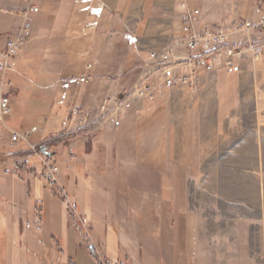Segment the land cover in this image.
I'll list each match as a JSON object with an SVG mask.
<instances>
[{
	"label": "rangeland",
	"instance_id": "1",
	"mask_svg": "<svg viewBox=\"0 0 264 264\" xmlns=\"http://www.w3.org/2000/svg\"><path fill=\"white\" fill-rule=\"evenodd\" d=\"M178 1L164 0L161 4L167 10L166 19L163 21V31L166 33L141 36L136 30V33L134 31L131 33L132 40L141 37L168 42V37L174 32L177 33L179 17L175 7L181 3ZM187 2L199 7L203 14L201 4ZM256 2L259 6L256 15L238 17L211 27L257 18L264 13V0H253L254 4ZM212 4L215 6L217 3L212 0ZM20 5L21 0H0V49L6 38L19 25L18 23L14 26L10 19L16 17L14 13ZM158 5L154 0H148L147 8L151 10ZM135 19L137 17L133 20ZM174 40L163 45L160 53ZM152 44L155 46L156 42ZM250 44H264V33L251 32L230 43ZM33 66L37 67L38 63L34 62ZM28 68L26 66L20 70L17 60L15 67L10 71L9 79L12 81L6 90L13 106L7 122L14 130L21 132L32 127L37 128L38 132L33 135L32 140L39 141L40 148L45 147L50 153L47 154L48 159L59 166L61 183L65 185V191L60 194L56 187L48 184V188L42 189L39 183L41 181L34 178L31 183L33 194L28 195L29 178L20 171L26 166L35 176H41L40 157L21 143L12 145L11 133H4L0 139V264H97L85 247L83 234L79 231L86 226L80 218L77 221L71 219L66 205L68 198L75 200L77 177L81 180L80 184L84 182L81 185H87L88 173L84 171L87 163L85 161L78 166L75 161L67 164L62 160L66 156L71 158L74 156L75 149L70 148L69 140L77 134L83 135L88 128L94 127L93 125L78 127L75 123L70 125V121L60 126H52L50 117L54 109L41 105L40 100L44 95L40 88H34L30 94H24V99L19 100L18 93L21 88L28 90L30 85L34 87L33 76L26 74ZM241 69L252 74L248 84L245 86L244 80L243 82L238 79L227 80L228 98L233 97V103L235 101L238 105L242 96L243 106L247 107L240 111L238 108L230 109L232 113L226 120L231 123L228 134H232L233 139L226 148L220 149L217 139L204 140L203 144L202 141L196 140L194 145L192 142L190 144L188 114L192 106L190 99L193 100L190 94L182 91L181 95L175 97L174 105L169 102L171 97L167 104L168 111L171 109L174 115H178V123L175 125L180 128L179 139L175 141L176 154L173 157L168 156L167 161L170 168L172 165L175 167L173 198L170 201L162 199L160 202V187L148 186L147 207L149 211H157L158 224L162 222L164 226L168 224L173 228L174 243L188 249L189 264H264V52L257 60L245 56L241 60ZM207 70L227 73L220 68ZM18 79H21L25 86L21 85ZM79 79L83 84L84 78ZM241 82L243 92L236 96L234 86ZM39 84L45 85L40 80L37 85ZM208 85V96L211 100L209 135L213 139L218 137L221 125L218 101L221 95L224 96L222 92L224 83L212 76ZM187 89L189 90V87L182 88ZM17 101L19 102L16 105ZM72 103L67 97L65 110L69 115ZM146 107L143 111L150 114L153 111L152 107L148 104ZM61 135L64 139L55 144V139L62 137ZM120 142L116 139L104 144L94 160L95 163L111 164L114 170L109 173L108 200L110 207L113 205L115 216L122 219L109 220L107 223L122 241H127L126 245L120 242L122 254L117 260L122 264H134L139 260L138 256L141 253L146 256V251L155 246V238L145 235L146 232L151 233L150 230L155 223L154 220L143 219L139 213L138 187L134 177L136 173L118 170L123 165L132 163L130 155L120 156ZM205 142L209 145L204 144ZM170 143L169 138V152ZM190 148L194 150V156H190ZM159 175L156 174L157 177ZM93 181L96 182L98 193L99 182L95 179ZM99 196L101 197V193ZM100 223L103 224V221ZM74 229L78 231L75 232ZM177 234L181 236L178 237ZM58 245L61 246L60 250ZM100 256L106 257L98 254L96 258Z\"/></svg>",
	"mask_w": 264,
	"mask_h": 264
},
{
	"label": "crops",
	"instance_id": "2",
	"mask_svg": "<svg viewBox=\"0 0 264 264\" xmlns=\"http://www.w3.org/2000/svg\"><path fill=\"white\" fill-rule=\"evenodd\" d=\"M187 1L201 4L203 24L209 26L238 17L256 15L259 8L258 2L254 4L253 0H222V3L221 0H215L217 3L215 6L212 0ZM154 2L156 5L159 4L158 7L148 10V0H41V12L34 24L33 37L16 58V61L19 60L20 70L26 66L30 68L27 69L26 74L33 76L34 84V87L30 85L28 90L20 89L19 100L24 99V94H30L34 88H40L44 95L40 100L41 105L54 109L51 117L49 115L52 126H60L70 120V115L65 110L67 97L73 102L72 107L75 103H80L93 117H98L103 98L118 95L130 89L153 72L160 59L162 46L170 44L179 35L180 3L175 7L179 17L177 33L174 32L171 37H168V42L141 37L132 40L131 33L132 31L136 33V30L141 36L166 33L163 31V21L166 19L167 10L161 6L164 0H154ZM135 17L137 19L133 20ZM10 23L17 26L19 19L13 16ZM153 42H156L155 46ZM176 54L184 56L185 51L178 49ZM34 62L38 63L37 67L33 66ZM88 64H92L90 69L87 68ZM10 74L11 72L8 74V79ZM84 74L87 78L83 79L84 83L81 84L79 78H82ZM250 75H252L250 71L244 69L233 74L201 70L189 90L176 87L164 93V96L156 103L148 104L153 109L150 114L143 111L144 107L147 108V104L138 102L123 118L120 127L116 128L109 122L99 121L93 126L94 128H88L83 135L77 134L69 140L70 148L75 149L74 156L73 158L66 156L62 160H65L67 164L75 161L78 166L86 161L84 171L88 173L86 177L89 180L87 185L83 186L81 184L84 182L80 184L81 180L79 177L76 178L75 200L68 198L67 212L74 221L78 218H86L89 221L86 227L79 231L83 234L85 247L95 261L98 254L120 259L122 254L120 246L127 244V241H122L107 223L109 220L122 219L115 216L113 205L110 207L108 200L109 173L114 170L111 164L95 163L94 160L101 147L105 146L104 144L117 139L121 141L120 156L132 157L131 164L123 165L118 170L136 173L134 177L138 187L139 213L142 214L143 219L154 220L155 223L150 230L151 233L145 234L155 238V246L146 251V256L141 253L138 256L139 260L134 264H189L188 249L175 245L173 228H170L168 224L164 226L162 222L158 224L157 211H149L147 207L148 186L160 187V202L162 199L170 201L173 198L175 167L172 165L170 168L167 161L168 156L173 157L176 154L175 141L179 139L180 128L175 125L178 123V115H174L171 109L168 111L169 97H171L169 101L171 105L175 104V97L181 95L182 91L193 97V100L190 99L192 106L188 114L190 144L192 142L194 145L196 140L202 141L201 144H203L204 140L217 139L218 147L223 149L233 139V135L228 134L231 123L226 120L232 113L230 109L238 108L240 111L247 107L243 106L242 96L238 105L235 101L233 103L232 96L228 98L229 88L226 81L238 79L243 82L244 80L247 86ZM212 76L224 83L222 87L224 96L221 95L218 101L221 125L218 129V137L213 139L209 135L211 100L208 96V82ZM18 80L21 85H24L21 79ZM39 80L45 85H37ZM11 81L9 79L10 84ZM242 82L234 86L233 91L236 96L243 92ZM11 104L13 106L12 100ZM204 144L209 145L206 142ZM191 148L190 156H194L195 152ZM20 172L28 175V195L33 194L31 183L34 178L41 181L39 183L42 189L48 188L42 176H35L28 167L24 166ZM156 174H160L159 177ZM93 179L99 182L98 193ZM62 186L65 189V185ZM88 213L91 214L88 215L89 217ZM173 219L172 217L171 220ZM101 221L103 224L100 223ZM177 236L181 235L177 234ZM60 247L58 245V250Z\"/></svg>",
	"mask_w": 264,
	"mask_h": 264
},
{
	"label": "built area",
	"instance_id": "3",
	"mask_svg": "<svg viewBox=\"0 0 264 264\" xmlns=\"http://www.w3.org/2000/svg\"><path fill=\"white\" fill-rule=\"evenodd\" d=\"M180 34L161 54L156 68L130 89L118 95L103 98L100 115L93 117L83 105L75 103L70 114V125L78 127L95 125L99 121L109 122L113 127H120L123 118L130 113L138 102L150 104L160 99L164 93L176 87H192L198 74L203 69L220 68L227 73L241 70V60L251 56L257 60L264 52V44L230 45L242 36L258 31L264 33V13L255 19L240 23H231L219 27L202 24V13L199 7L192 6L186 0L180 3ZM41 12V0H21L20 8L14 12L19 19L17 29L5 40L0 49V139L5 132L11 133L12 145L21 143L40 157L41 176L46 184L65 191L60 181V168L51 162L47 154L41 151L40 145L32 140L37 128L26 131L14 130L7 122L12 112L11 98L6 90L9 86L8 74L15 67L17 56L23 51L32 38L34 24ZM183 49L184 56H178L177 50ZM92 64H88L90 69ZM82 78H87L84 74ZM86 225L88 220L80 218ZM97 264H122L117 259L98 257Z\"/></svg>",
	"mask_w": 264,
	"mask_h": 264
},
{
	"label": "trees",
	"instance_id": "4",
	"mask_svg": "<svg viewBox=\"0 0 264 264\" xmlns=\"http://www.w3.org/2000/svg\"><path fill=\"white\" fill-rule=\"evenodd\" d=\"M62 136V135H61ZM64 139V137L62 136V137H58V138H56L55 139V144H59L62 140ZM29 149V148H28ZM30 150V149H29Z\"/></svg>",
	"mask_w": 264,
	"mask_h": 264
},
{
	"label": "water",
	"instance_id": "5",
	"mask_svg": "<svg viewBox=\"0 0 264 264\" xmlns=\"http://www.w3.org/2000/svg\"><path fill=\"white\" fill-rule=\"evenodd\" d=\"M41 151H42L43 153H45V154H50V153L48 152V150H47L45 147H42V148H41Z\"/></svg>",
	"mask_w": 264,
	"mask_h": 264
}]
</instances>
